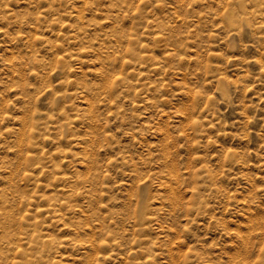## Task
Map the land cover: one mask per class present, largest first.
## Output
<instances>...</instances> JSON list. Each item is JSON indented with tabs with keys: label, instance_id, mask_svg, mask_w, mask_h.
I'll list each match as a JSON object with an SVG mask.
<instances>
[{
	"label": "rangeland",
	"instance_id": "rangeland-1",
	"mask_svg": "<svg viewBox=\"0 0 264 264\" xmlns=\"http://www.w3.org/2000/svg\"><path fill=\"white\" fill-rule=\"evenodd\" d=\"M0 264H264V0H0Z\"/></svg>",
	"mask_w": 264,
	"mask_h": 264
}]
</instances>
